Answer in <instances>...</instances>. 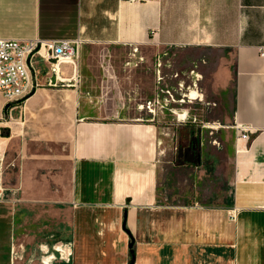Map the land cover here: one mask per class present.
Returning <instances> with one entry per match:
<instances>
[{
    "label": "crops",
    "instance_id": "1",
    "mask_svg": "<svg viewBox=\"0 0 264 264\" xmlns=\"http://www.w3.org/2000/svg\"><path fill=\"white\" fill-rule=\"evenodd\" d=\"M0 39L83 54L80 72L38 54L32 94L0 96V264L41 243L66 249L52 264H264V0H0ZM102 51L153 70L134 112L105 104ZM167 92L181 100L161 124L140 106ZM203 99L209 138L178 157L180 106Z\"/></svg>",
    "mask_w": 264,
    "mask_h": 264
},
{
    "label": "built area",
    "instance_id": "2",
    "mask_svg": "<svg viewBox=\"0 0 264 264\" xmlns=\"http://www.w3.org/2000/svg\"><path fill=\"white\" fill-rule=\"evenodd\" d=\"M38 54H43L56 64H69L77 70L80 42L0 39V96L7 106L22 103L35 90L32 62ZM262 56H264L263 52ZM167 96L165 100L168 102L175 101L170 92H167ZM162 103L160 97H156L141 104L140 108L154 114L157 108L163 109ZM235 130L237 142L251 140V134L245 128L236 125ZM239 150L240 147L237 145V151ZM41 249L44 253L41 264H51L56 258L55 252H61L62 259H67L69 256L63 246L53 247V254L50 256V247L44 246Z\"/></svg>",
    "mask_w": 264,
    "mask_h": 264
},
{
    "label": "rangeland",
    "instance_id": "3",
    "mask_svg": "<svg viewBox=\"0 0 264 264\" xmlns=\"http://www.w3.org/2000/svg\"><path fill=\"white\" fill-rule=\"evenodd\" d=\"M130 51V50H128ZM128 51H122L118 53L114 52H93L89 56L90 60H93L95 62V65L101 64L103 61H107V71L108 74H110L113 77V80L110 81L109 87L115 86L112 89H108L106 93V97L104 99L105 104L112 108L113 110H120L122 108L126 110H130L134 112L135 108L139 103H142L145 98H142L141 95H139L137 89L133 87V83L137 80H143L146 78V80H153L154 79V72L153 70L148 69H130V67H125L124 63L129 60ZM90 52V51H89ZM83 59V54L81 55V58L79 60ZM78 60V71L80 72V63L81 61ZM126 64V63H125ZM102 74L103 68H102ZM163 74H165V71L163 70ZM119 82V87L116 86ZM126 82V83H124ZM136 96V97H135ZM146 98L149 97V94H146ZM150 98V97H149ZM175 101L178 103L177 97L174 98ZM181 100V99H179ZM204 101H193V103L187 102L183 106H180V109H182V112L180 115V122H185L188 124L186 127H178L176 131L171 132L170 136L168 137L172 144H174V148H176L175 152L176 155L179 157L184 156L187 147L190 144V141H197L202 136V138H209V135L206 133V129H203V123H201V120H203V117L201 116L203 114V107L205 106L207 100L203 99ZM163 101V100H162ZM175 101L164 100L162 105L164 106L163 109L157 108L154 114L146 113V115L153 116L157 121H159L161 124L170 122L174 117L172 115L173 113L170 112V110L176 108L179 105H176ZM175 102V103H174ZM204 104V106H203ZM179 108V107H178ZM188 108L189 111L186 112L188 115H185V117H182L185 113V110ZM168 109V110H166ZM169 115H172L173 117L169 118ZM120 116V115H119ZM176 118H178V115H176ZM176 121V120H175ZM193 121L192 124H190ZM177 122V121H176ZM185 126V125H184ZM184 159V158H183ZM46 243L39 244L38 250L41 253L40 258H38L35 262L30 264H41V257H44V253L41 251L42 247L47 246ZM49 247V246H48ZM53 254L52 246H50V254L49 256ZM28 261L29 259H25ZM66 260V259H64ZM68 260V259H67ZM53 262V261H52ZM51 262V264H52Z\"/></svg>",
    "mask_w": 264,
    "mask_h": 264
},
{
    "label": "bare ground",
    "instance_id": "4",
    "mask_svg": "<svg viewBox=\"0 0 264 264\" xmlns=\"http://www.w3.org/2000/svg\"><path fill=\"white\" fill-rule=\"evenodd\" d=\"M198 94L196 93V92H193L192 94H191V98L192 99H195V98H198ZM181 118V117H180Z\"/></svg>",
    "mask_w": 264,
    "mask_h": 264
},
{
    "label": "trees",
    "instance_id": "5",
    "mask_svg": "<svg viewBox=\"0 0 264 264\" xmlns=\"http://www.w3.org/2000/svg\"><path fill=\"white\" fill-rule=\"evenodd\" d=\"M11 105H8L7 107L9 108ZM2 134L5 136V135H8L9 134V131L8 130H3L2 131Z\"/></svg>",
    "mask_w": 264,
    "mask_h": 264
},
{
    "label": "water",
    "instance_id": "6",
    "mask_svg": "<svg viewBox=\"0 0 264 264\" xmlns=\"http://www.w3.org/2000/svg\"><path fill=\"white\" fill-rule=\"evenodd\" d=\"M130 248H132V246H130ZM130 264H134V257H133L132 262Z\"/></svg>",
    "mask_w": 264,
    "mask_h": 264
}]
</instances>
